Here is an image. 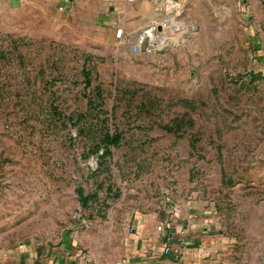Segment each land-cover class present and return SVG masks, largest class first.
Returning a JSON list of instances; mask_svg holds the SVG:
<instances>
[{"label":"rangeland","instance_id":"374dc122","mask_svg":"<svg viewBox=\"0 0 264 264\" xmlns=\"http://www.w3.org/2000/svg\"><path fill=\"white\" fill-rule=\"evenodd\" d=\"M164 1L0 5V254L264 264V0Z\"/></svg>","mask_w":264,"mask_h":264},{"label":"crops","instance_id":"0c3cea01","mask_svg":"<svg viewBox=\"0 0 264 264\" xmlns=\"http://www.w3.org/2000/svg\"><path fill=\"white\" fill-rule=\"evenodd\" d=\"M19 1L20 0H0V5H15ZM71 1L72 0H70V2ZM116 1L117 3L123 4V7L127 8L129 12V17L125 20L127 24H134L135 15L138 12L136 4L137 7H140L139 5L148 2V0H129L130 3L127 4V0ZM133 1H135V4H133ZM152 1L156 5L163 2V0ZM141 26L142 19H139L136 27ZM140 234L141 233L138 232V236H135L134 246L129 255V264H172L171 258L179 257V253L183 251L179 241L181 234H185V230L172 231L168 236H165L163 231L156 230L155 235L150 236H153L152 238L147 237L146 233ZM158 236H162L163 241H159ZM181 242L184 244L186 241L182 240ZM165 247H170V250L166 251ZM163 255H166V257H162ZM0 264H80V259L78 251L72 250L70 241H68L67 243L59 245L54 244L43 250L36 245L29 247L22 244L8 252L3 251L0 254Z\"/></svg>","mask_w":264,"mask_h":264},{"label":"built area","instance_id":"2783aa9c","mask_svg":"<svg viewBox=\"0 0 264 264\" xmlns=\"http://www.w3.org/2000/svg\"><path fill=\"white\" fill-rule=\"evenodd\" d=\"M64 2L66 4H68L70 2V0H64ZM167 6H169V7L174 6V0H165L164 4L161 5L160 8H165ZM160 25H161L160 21H153V23L149 26L148 29H151L153 31V30L157 29V27ZM148 29H146V30H148ZM116 30H117V35H121L124 32V28L122 26H118L116 28ZM143 36H144V34H143ZM168 224H169L168 220H162L158 223L157 228L159 231H163L164 229L167 228ZM165 250L169 251L170 247H165ZM78 255H79V259H80V264H91L92 258H91V255L87 249H83V248L80 249L78 251ZM117 264H129V261L127 259H123V260L119 261Z\"/></svg>","mask_w":264,"mask_h":264}]
</instances>
